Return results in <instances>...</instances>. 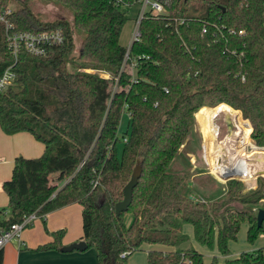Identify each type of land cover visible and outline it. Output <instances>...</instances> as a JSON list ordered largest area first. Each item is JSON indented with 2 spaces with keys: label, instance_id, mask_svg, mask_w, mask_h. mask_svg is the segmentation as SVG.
<instances>
[{
  "label": "trees",
  "instance_id": "obj_1",
  "mask_svg": "<svg viewBox=\"0 0 264 264\" xmlns=\"http://www.w3.org/2000/svg\"><path fill=\"white\" fill-rule=\"evenodd\" d=\"M53 1L72 9L74 27L83 33L77 55L68 22H43L23 5L10 16L17 29L60 27L65 38L43 56L21 49L15 62L0 22V75L11 65L15 72L0 92V126L6 134L27 131L44 145L37 157L14 158L11 176L2 183L8 203L0 208V230L32 212L45 223L47 213L78 203L81 239L94 248L97 264H126L145 244L158 246L147 250L146 264H202L195 248L172 249L187 240L182 223L193 226L198 243L215 242L226 257L214 256L209 264H264L262 249L228 256L243 222L249 243L264 230V222L256 224L264 176L252 188L228 178L224 196L206 201L189 197L192 188L183 191L191 173L172 166L202 107L239 110L252 127L245 120L244 131L264 145V0H165L168 14L145 15L139 40L130 44L129 56H140L134 68L123 65L127 47L119 36L127 17L121 7L111 0ZM8 2L0 0V10ZM123 112L130 133L122 137L119 155ZM242 166L248 185L253 164ZM135 172L131 203L116 215L114 206ZM258 172L264 173V160L249 186ZM63 233L51 231V240L33 250H59Z\"/></svg>",
  "mask_w": 264,
  "mask_h": 264
},
{
  "label": "crops",
  "instance_id": "obj_2",
  "mask_svg": "<svg viewBox=\"0 0 264 264\" xmlns=\"http://www.w3.org/2000/svg\"><path fill=\"white\" fill-rule=\"evenodd\" d=\"M218 113L219 110H217L216 115L213 117L214 119L217 117ZM195 123L199 125L196 117H195ZM213 124L215 125L216 123L214 122ZM216 126L217 125H215V127ZM200 132H199V138L201 137ZM189 139H192L191 136H189ZM202 139H203V135H202ZM209 140H210V144L208 148L207 157L209 159V163L211 161V163H213V166L211 163L209 164L206 159L203 141L200 142V149L198 150V152L196 151V149H194L193 146H191L194 149L193 152L187 148V145H189L188 141L187 143H184L180 147L179 152L175 157L172 166L173 168L176 169L179 167H184L191 173L190 181H191L192 190L194 191L193 194H197L202 199H204L202 197V195L204 194L211 200H214V199L222 198L224 196L226 191V181L223 178H221V174H222L221 166L223 165L222 160L224 159H220L219 157L220 153H218L219 150H217L218 152L213 153L212 160H210L209 149L212 147L211 137ZM214 140L216 143H218L216 138V132L214 134ZM219 142L220 144H222V147H224L223 141L221 140ZM217 149L219 148L217 147ZM43 150H44L43 143L36 140L31 133L27 131H20L14 134H6L4 133V131L0 126V208H5L8 203V197L6 193L3 191L2 183L3 181L9 179L11 176L14 158L18 155H22L24 157H37L42 154ZM213 150H215V147ZM203 178H209L211 180V185L209 186L208 184H206L205 179ZM243 182L245 183V186H247L248 188H252L256 185V181L253 186H248L244 180ZM259 208H264V205H261ZM63 209L60 208L53 210L47 213L45 216V221H47L50 229L55 230L59 228H65L66 234L61 240V247L82 240L81 239L82 230L79 228L73 230L71 228L69 220L65 216ZM37 219H35L32 222V224L29 226H32ZM247 227L248 225L246 223L245 224L246 230ZM81 228H82V217H81ZM23 231L20 237L21 243L12 240L8 242L12 244V247L9 248H5V246L3 247V264H97L96 252L90 251L88 248H86L83 251H78V250L61 251V249L34 251L33 249L35 247L50 241L51 237L39 233V238L37 240L36 239L31 240V238L28 235H23ZM180 232L184 234L182 232V228H180ZM186 237L187 240L181 245L182 249H185L191 245L190 247L195 248L197 251L201 252L200 250H198L200 249L199 245L201 244L195 240L194 230H192L191 238H189L187 235ZM153 247L158 248V246H151V245L146 246L145 247L146 253L147 250ZM141 248L144 247L142 246ZM162 248L164 250L166 249L164 247ZM172 249H175V247H173ZM253 250H256V246L248 247L244 251H253ZM239 252H240L239 249L233 248L232 256H230V254L228 256L236 257L240 254ZM217 254H218L217 257L220 260H224L226 258L225 256L221 255L218 252V250H217ZM213 256L216 255L213 254ZM131 261L132 259H130V263Z\"/></svg>",
  "mask_w": 264,
  "mask_h": 264
},
{
  "label": "rangeland",
  "instance_id": "obj_3",
  "mask_svg": "<svg viewBox=\"0 0 264 264\" xmlns=\"http://www.w3.org/2000/svg\"><path fill=\"white\" fill-rule=\"evenodd\" d=\"M23 5H26L27 7H29L31 9V11L37 15L43 22H52V21H56V20H62V21H66L68 22V24L70 25V27L72 28V32H73V39H74V49L72 52V55H77L79 52V47H80V39L82 37V32H79L78 29H76L74 27L73 24V11L72 9H70L67 5L62 4L60 2H56L53 0H9V2L7 3V7H11L13 10L15 9H19L21 8ZM122 10H124L127 20L124 23V25L122 26V29L120 31V36H119V43L124 46L127 47L130 45L131 43V39H132V34H133V30H134V20L136 18V13H137V6H132L129 7L128 9L123 8ZM69 69H71L70 64H68ZM226 105V104H223ZM228 106V105H226ZM229 107V106H228ZM231 107V106H230ZM229 107V108H230ZM212 109H215L216 111L219 110V113L217 114V117L213 120L210 118V120L214 123H216L215 125H217L214 129V127H207L206 129L203 130L202 135H203V139H206L208 143V147L210 144V137H211V145L212 147L209 149V157L210 160H212L213 157V153H215L214 147L216 146V144H218V153H221V149L222 144H220L219 141L223 140L225 135H226V125L224 123V109L220 108V106L216 105L215 107H209ZM232 109L233 113L236 114L234 120L235 122L242 128V124L245 120L241 115V112L239 110H236L234 108H230ZM200 110V109H199ZM198 110V111H199ZM197 111V112H198ZM196 112V113H197ZM242 118L244 120H242ZM215 120V121H214ZM248 121V120H247ZM248 124L250 125L249 121ZM250 128L252 130V127L250 125ZM214 129V130H213ZM217 129V130H216ZM251 130L249 135L244 131V129L242 128V130L239 132L238 137L235 139V145H233V148H231V153L233 154V156L235 157V159L237 160V167L235 166L232 170V174H234V172L236 170H240V165L245 163V162H251L253 164L252 169H253V174L251 176L250 182L248 184V186L250 185L252 179L254 178L255 175V170L257 167V164L264 160V145L260 146L257 145L254 141V139L251 138L250 134H251ZM238 131V129H237ZM199 132H200V128L199 125L197 123L194 124V129H193V133L191 135L192 139H189L190 141H188L190 146H193L194 149H196V151L198 152V150L200 149V142L203 141L202 139V135L200 132V138H199ZM213 132V135H212ZM216 132V138H217V142H215L214 140V134ZM243 132L246 134L245 136H243ZM130 133V125H129V115L127 112H123L120 116V120H119V125H118V132H117V136L119 138L117 144H116V148H117V152L120 155L122 148H123V140L122 137L123 136H127ZM212 135V136H211ZM243 136V137H242ZM244 142H248L251 144H254V147L251 146H247V145H242L241 143ZM188 145V146H189ZM258 149H257V148ZM239 153H241V157L242 160L238 161L237 156L239 155ZM209 163V162H208ZM211 163V161H210ZM209 163V164H210ZM213 166V163H211ZM255 165V166H254ZM224 176V174H222ZM56 173L52 174L53 178H56ZM205 179V183L208 184L209 186L211 185V180L209 178H203ZM194 180V179H193ZM198 180V179H197ZM241 180V179H240ZM56 182H58L55 179ZM195 181V180H194ZM226 181V180H225ZM243 181V180H242ZM244 183V182H243ZM62 184V183H61ZM60 184V185H61ZM245 184V183H244ZM256 186V185H255ZM254 186V187H255ZM192 188L191 185H187L183 187V191H189V189ZM246 188H248L246 186ZM202 195V194H201ZM202 197L204 198L203 200L206 201H214L211 200L210 198H208L206 195H202ZM261 205H264V200H262L260 202V204L258 205V207H260ZM61 209H63L65 216L67 217V219L69 220L70 226L73 230H76L77 228L81 229V212H82V207L79 204H68L65 206L60 207ZM57 208V209H60ZM56 210V209H55ZM131 218V215L129 212L124 214V220L126 223H129V220ZM245 224L246 222H243L240 225V229L238 231L236 240L230 241L228 244V248H229V254L230 256H232L233 253V248H237L240 250L239 253H241L242 251H244L246 248L248 247H252V246H256V249H262L263 253H264V230L261 231L258 236L256 237V239L254 240L253 243H249L247 241L246 238V228H245ZM182 228V232L184 234H186L189 238H191L192 235V230L193 227L190 223H182L181 225ZM62 229L64 231L63 233V237L66 234V230L65 228H59ZM58 230V229H55ZM53 231L52 229L49 228L47 221H45V223L43 222L42 219H37L32 226L27 227L24 231H23V235H28L31 240L33 239H38L39 238V233L41 234H45L48 237L50 236V232ZM62 237V239H63ZM191 244V243H190ZM199 245V244H198ZM149 246L148 244L143 245L144 248H141L135 252H133L131 255L128 256L126 264H146L147 261V253L145 250V247ZM191 246V245H190ZM187 247V248H190ZM12 247V244L8 243L5 245V248H9ZM192 248V247H191ZM198 250H200L203 255L202 257V264H209V260L211 258L214 257L213 254L216 255L217 257V247H216V243L214 242L213 245L211 247H203L201 245H199ZM90 251H95L93 247L88 248ZM175 249L177 250H181L182 246L179 245L177 247H175ZM218 258V257H217ZM130 259H132L131 263H130ZM183 264V263H181Z\"/></svg>",
  "mask_w": 264,
  "mask_h": 264
},
{
  "label": "built area",
  "instance_id": "obj_4",
  "mask_svg": "<svg viewBox=\"0 0 264 264\" xmlns=\"http://www.w3.org/2000/svg\"><path fill=\"white\" fill-rule=\"evenodd\" d=\"M115 5L123 8L137 6L136 18L134 20V30L132 34L131 43L139 40L140 37V23L145 15H165L168 14L166 9L165 0H111ZM13 14L11 7H5L0 10V22L5 27L7 47L16 62L18 53L21 49L37 56H43L47 53L48 49L54 45L60 44L64 41V33L60 27L51 30L41 31H27L17 29L10 19ZM205 24L202 27V32H205ZM130 43V44H131ZM130 45L127 46L124 55L123 65L130 62L132 68L137 63V57L129 56ZM15 72L13 66L6 67L0 75V92L14 80ZM125 141L126 139L123 138ZM264 150V149H263ZM264 152V151H263ZM38 218L35 212L27 214L20 222L12 223L8 228L0 230V248H3L8 242L14 240L21 243L20 237L22 231L32 222ZM124 255V254H123ZM181 264V263H179ZM183 264H191L190 261H185Z\"/></svg>",
  "mask_w": 264,
  "mask_h": 264
},
{
  "label": "water",
  "instance_id": "obj_5",
  "mask_svg": "<svg viewBox=\"0 0 264 264\" xmlns=\"http://www.w3.org/2000/svg\"><path fill=\"white\" fill-rule=\"evenodd\" d=\"M224 123L226 125V135L222 141H225L226 139H236L235 137H236L237 126L235 124L231 112L224 111ZM258 176H264V173L258 172L255 178H257ZM221 178H223L224 180H227L228 178H238L243 180L240 176L232 173L224 176L221 174ZM137 179H138V172H135L132 175L131 179L128 181V183L124 186L122 191L123 198L119 202H117L114 206V211L116 215L126 211L128 206L130 205L132 200V190L137 183ZM188 184L191 185V181H189ZM189 197L197 198L198 195L191 194ZM263 222H264V208H258L256 212V224L257 226H261ZM86 248H87L86 242L84 240H80L78 242H73L68 245L62 246L60 249L61 251H72V250L83 251Z\"/></svg>",
  "mask_w": 264,
  "mask_h": 264
},
{
  "label": "bare ground",
  "instance_id": "obj_6",
  "mask_svg": "<svg viewBox=\"0 0 264 264\" xmlns=\"http://www.w3.org/2000/svg\"><path fill=\"white\" fill-rule=\"evenodd\" d=\"M220 108L231 112L233 115V118H235L236 114L233 113L232 109H230L228 106L226 105H219ZM216 110L209 108V107H202L196 114L195 117L200 125V130L201 132L206 129L207 127H214L212 121L210 120V118L213 120V117L216 115ZM235 121V120H234ZM238 131H236V137H238L239 132L242 130V128L235 122ZM246 134L243 132V136H245ZM242 136V137H243ZM210 141V140H209ZM204 142V149H205V155H206V159L209 162V159L207 157V153H208V143L206 139H203ZM224 147L221 149V153L219 155L220 159H224L223 161V165L221 166V173L224 175L230 174L232 173L233 168L238 164L237 160L235 159V157L233 156V154L231 153V148H233V145H235V139H226L225 141H223ZM242 145H249L251 147H254V144L248 143V142H244L241 143ZM217 144L215 146V152H218L217 150ZM257 148V147H256ZM258 149V148H257ZM238 161L242 160L241 157V153H239V155L237 156ZM237 167V166H236ZM235 175L240 176L241 178L244 177V170H243V166L240 168V170H236L234 172ZM256 180V178H255Z\"/></svg>",
  "mask_w": 264,
  "mask_h": 264
}]
</instances>
